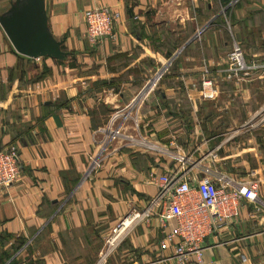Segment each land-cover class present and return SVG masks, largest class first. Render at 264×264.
Here are the masks:
<instances>
[{
  "label": "crops",
  "instance_id": "1",
  "mask_svg": "<svg viewBox=\"0 0 264 264\" xmlns=\"http://www.w3.org/2000/svg\"><path fill=\"white\" fill-rule=\"evenodd\" d=\"M222 1L44 0L64 61L19 55L0 25V150L15 145L20 163L17 181L0 188V264L20 237L17 264H177L159 248L156 178L192 180L208 166L240 182L253 172L261 187L205 240L202 264H264V72L241 83L220 73L234 42L248 62H264V0ZM13 2L0 0V15ZM97 6L119 17L115 40L92 46L84 19ZM205 76L212 100L200 98ZM115 115L108 131L122 135L102 151L99 129ZM92 156L99 167L88 172ZM149 207L101 261L110 230Z\"/></svg>",
  "mask_w": 264,
  "mask_h": 264
},
{
  "label": "built area",
  "instance_id": "2",
  "mask_svg": "<svg viewBox=\"0 0 264 264\" xmlns=\"http://www.w3.org/2000/svg\"><path fill=\"white\" fill-rule=\"evenodd\" d=\"M118 17L119 13L107 6H97L88 11L84 19L85 38L92 46H96L104 40H115L113 29ZM261 70L264 72V62L255 60L248 62L240 44L234 42L220 73L226 82L241 83L245 76L252 71ZM207 73L206 70L205 74ZM200 86V98L212 100L215 88L213 78L205 76L200 81ZM115 117L117 115L109 120V123L104 126L105 128L99 129V132L106 134V139L101 143L102 151L120 133L118 128L108 131V127ZM216 153L215 151L208 154V157L211 156L210 162L215 160ZM183 158L179 159L180 163H185ZM98 167L99 157H90L88 172L94 171ZM201 171L202 175L198 178L194 177L192 180L184 174L181 175L179 171H175L169 176L156 178L160 189L155 201L162 203V210L158 217L161 222L163 238L159 243V248L163 251L171 248L174 251L171 257L177 264L186 262L192 256L195 257L197 264H202L205 240L215 235L216 231L232 225L239 217L242 202L255 203L259 200L258 193L261 182L257 180L255 173H250L246 182H240L225 177L210 166L202 167ZM19 174L18 149L15 145L10 144L0 150V188L9 187L15 183ZM150 212L149 207L145 211L134 210L123 217L110 230L109 236L105 239L100 260H104L113 252L118 243L113 246L112 242L121 232H124V236L143 217L148 218ZM165 229H168L167 232H164ZM239 257L242 263L246 262L244 255Z\"/></svg>",
  "mask_w": 264,
  "mask_h": 264
},
{
  "label": "water",
  "instance_id": "3",
  "mask_svg": "<svg viewBox=\"0 0 264 264\" xmlns=\"http://www.w3.org/2000/svg\"><path fill=\"white\" fill-rule=\"evenodd\" d=\"M0 25L14 51L23 57L29 59L49 57L59 61H64L67 57V53L61 49L62 42L54 40L48 30L44 0H14L9 10L0 15ZM163 69L164 66L158 75ZM154 80L147 83L136 100L147 93Z\"/></svg>",
  "mask_w": 264,
  "mask_h": 264
},
{
  "label": "trees",
  "instance_id": "4",
  "mask_svg": "<svg viewBox=\"0 0 264 264\" xmlns=\"http://www.w3.org/2000/svg\"><path fill=\"white\" fill-rule=\"evenodd\" d=\"M228 1H229V0L222 1V2L225 3L226 6H227V2H228ZM228 11H229V7H228L227 10L225 11V15H226V16H227V14H228ZM70 65H72V67H73V63H70ZM6 238H9V236H6ZM26 244H27V240H26V239H24V238H22V237L17 238V239L15 240L14 244H13V247H12V252H13V254H12V255H9V254H7V253H5V252L3 253V258H2V259H3V263L9 261L8 264H17V262H18V261H17V258H16V257L13 258V256H14L15 253L19 252L20 249L23 248ZM26 250L30 251V249H29V245L26 246Z\"/></svg>",
  "mask_w": 264,
  "mask_h": 264
},
{
  "label": "bare ground",
  "instance_id": "5",
  "mask_svg": "<svg viewBox=\"0 0 264 264\" xmlns=\"http://www.w3.org/2000/svg\"><path fill=\"white\" fill-rule=\"evenodd\" d=\"M116 128V127H115ZM114 128V129H115ZM113 131V130H112ZM120 135H122V134H117V136H116V138L114 139V141H116V139H118L119 137L118 136H120ZM123 233L124 232H121V234L117 237V238H115L114 240H113V242H112V245L113 246H115L117 243H118V241H119V239H120V237H122L123 236Z\"/></svg>",
  "mask_w": 264,
  "mask_h": 264
},
{
  "label": "rangeland",
  "instance_id": "6",
  "mask_svg": "<svg viewBox=\"0 0 264 264\" xmlns=\"http://www.w3.org/2000/svg\"><path fill=\"white\" fill-rule=\"evenodd\" d=\"M155 89H156V88H155ZM255 122H256V121L253 122L254 125H255ZM247 125H248V126H247ZM251 125H252L251 123H250V124H246L245 130L248 129V127H249V129H252V128H251ZM105 126H106V125H105ZM104 128H105V127H104ZM252 131H254V129H253ZM259 131H260V130H258V132H259ZM259 133H260V132H259ZM113 252H114V251H113Z\"/></svg>",
  "mask_w": 264,
  "mask_h": 264
}]
</instances>
